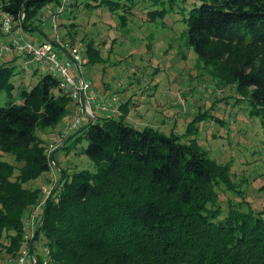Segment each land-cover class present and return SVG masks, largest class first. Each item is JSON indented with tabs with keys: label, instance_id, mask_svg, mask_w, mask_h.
<instances>
[{
	"label": "trees",
	"instance_id": "trees-1",
	"mask_svg": "<svg viewBox=\"0 0 264 264\" xmlns=\"http://www.w3.org/2000/svg\"><path fill=\"white\" fill-rule=\"evenodd\" d=\"M59 2L0 0V10L15 20V27L37 29L41 7ZM124 4L84 2L87 8L110 10L124 9ZM164 11L154 8L146 15L154 19ZM119 19L123 23V13ZM182 21L186 44L211 77L234 84L246 96L249 112L259 117L264 144V0H200ZM84 46L90 60L97 56L90 40ZM12 72V64L0 63V89L8 96ZM18 95L20 102L10 96L0 104V152L22 161L13 175V165L0 158V252L7 256L24 243L22 218L40 192L22 183L49 168L36 129L57 123L71 102L49 72L30 88L20 87ZM128 103H119L116 117L100 115L75 129L71 144L85 138L81 149L94 160L93 171L67 173L55 162L59 177L43 203L38 229L39 222L26 242L36 264L41 263L33 251L38 234L53 264H264V210L230 206L219 217L214 186L222 182L239 192L229 180L228 162L207 156L193 135L181 141L172 131L132 126L124 120ZM204 115H193L184 132L195 133L194 122Z\"/></svg>",
	"mask_w": 264,
	"mask_h": 264
},
{
	"label": "rangeland",
	"instance_id": "rangeland-1",
	"mask_svg": "<svg viewBox=\"0 0 264 264\" xmlns=\"http://www.w3.org/2000/svg\"><path fill=\"white\" fill-rule=\"evenodd\" d=\"M71 1L65 4L61 13L54 14L55 33L64 41L80 44L83 62L78 69L93 90L102 93L104 97H116L118 105L123 102L120 96L128 97L127 111L129 105H138L130 101H137L139 97L140 108L125 115L127 123L136 128L150 125L164 133L172 131L181 141H187L193 135L207 156L220 164L228 162L229 180L239 192L226 188L222 182L214 186L217 192L216 203L220 207L219 217L230 206L253 212L264 210V144L259 117L249 112L246 96L236 90L234 84H222L211 77L184 40L185 23L182 17L186 16L189 7L198 4L200 0H121L125 2L124 9L118 7L115 10L105 5L87 8L84 6L86 0ZM71 4L74 6L72 9L69 8ZM154 8H164L165 11L161 17L149 19L146 11ZM43 13L36 15L37 29L19 30V27H15V20L10 17V33H1L0 23V47L8 44L10 34L30 40L43 38V34L44 37H51L54 32L48 15L45 17ZM120 13H123V23L119 19ZM69 31L74 34L69 36ZM87 40L97 49V56L93 54L91 60L84 46ZM6 51H1L0 63L13 65V72L8 77L12 83L9 89L11 97L5 89H0V104L8 97L14 102H20L19 88H30L38 76L45 72L26 56L13 61L17 55L12 58L11 53L14 51ZM34 69L38 70L36 74ZM176 97L181 99L177 100ZM203 112L204 117L194 122L195 133L184 132L187 121L193 115ZM119 113L118 106V113L113 117ZM69 118L70 114L66 113L57 123L36 129L37 136L45 145L49 168L36 178L22 183L25 187L39 188V196L34 203L46 199L42 188L47 189L50 183L56 182L59 167L67 173L81 168L91 171L96 168L94 160L81 149L86 143L84 137L71 144L74 131L81 123L61 135L64 122L69 121ZM82 120L84 122L88 119ZM66 144L70 145L69 148L63 146ZM0 158L13 165V175L22 164V161L14 159L8 152H0ZM55 162L59 167H56ZM32 205H29L22 218L23 226ZM39 217L40 213L34 227ZM32 231L25 232L24 229L25 241L22 244H26ZM45 248L44 238L38 234V238L33 241V251L41 259H46ZM6 256L3 251L0 252V261ZM47 264L53 263L47 258Z\"/></svg>",
	"mask_w": 264,
	"mask_h": 264
},
{
	"label": "built area",
	"instance_id": "built-area-1",
	"mask_svg": "<svg viewBox=\"0 0 264 264\" xmlns=\"http://www.w3.org/2000/svg\"><path fill=\"white\" fill-rule=\"evenodd\" d=\"M67 0H60L59 4L52 10H48V19L51 23L53 35L48 39L30 40L21 35H11L8 44H2V50H13L16 55L26 56L29 61H33L41 66L45 72L54 74L59 85L65 90L74 104V112L69 121H65L63 132L76 128L82 119L92 120L98 115L113 116L118 113V101L114 96L104 97L102 93L93 90L90 82L81 77L79 67L83 62L80 53V44L78 42L64 41L55 33L56 18L54 14L63 11ZM22 18V13L19 19ZM2 33H10L11 19L10 15L1 10ZM19 30L20 27H19ZM27 61V60H25ZM177 100L181 97H176ZM86 117V118H85ZM50 161L53 164L52 159ZM54 184L42 188L48 195ZM45 195V197H47ZM45 200V198H44ZM44 200L37 201L32 205L28 216L24 219L25 232L33 230L34 222L40 213ZM32 233V232H31ZM1 264H36L35 254L32 253L26 244H22L14 256H6L2 259ZM6 262V263H5ZM40 264H47V258L41 259Z\"/></svg>",
	"mask_w": 264,
	"mask_h": 264
},
{
	"label": "crops",
	"instance_id": "crops-1",
	"mask_svg": "<svg viewBox=\"0 0 264 264\" xmlns=\"http://www.w3.org/2000/svg\"><path fill=\"white\" fill-rule=\"evenodd\" d=\"M72 1L71 0H67V2H66V5H67V3H71ZM49 7H50V9H49ZM55 7V5H53V4H51V3H48V4H44L42 7H41V9L39 10V12H44L43 14H44V16L46 17V15H48V10H52L53 8ZM74 6L71 4V6L69 7L70 9H72ZM44 17V18H45ZM2 33V32H1ZM42 39H45V37H44V34H43V38H40V39H37V40H42ZM6 52H9V51H6ZM12 55V58L14 57V55H16L15 53H11ZM19 59H22V56H20V55H17V57H15V58H13L12 60L14 61V60H19ZM12 61V62H13ZM21 62V61H20ZM37 68V67H36ZM28 70V69H27ZM37 70V69H36ZM35 69H34V73L36 74V72H38V70L36 71ZM31 71V70H30ZM79 72H80V75H81V71H80V69H79ZM120 99H122L123 101L124 100H127V98L128 97H119ZM140 100L141 99H139V97H138V99H137V101L135 100L134 101V99H132L130 102L132 103V101L134 102V103H132V104H135V103H138V105H134V106H131V105H129L128 106V111H127V114L126 115H128V113H130L131 112V110H133V109H138V108H140ZM144 100V99H143ZM73 111H74V104L73 103H71L70 102V105H68V112H67V114H70V118H71V116H72V114H73ZM69 118V119H70ZM63 128V127H62ZM69 133V132H68ZM62 134H66V133H64L63 132V129L61 130V135ZM57 138V137H56ZM58 146V145H57ZM6 263V262H5ZM0 264H1V262H0Z\"/></svg>",
	"mask_w": 264,
	"mask_h": 264
},
{
	"label": "water",
	"instance_id": "water-1",
	"mask_svg": "<svg viewBox=\"0 0 264 264\" xmlns=\"http://www.w3.org/2000/svg\"><path fill=\"white\" fill-rule=\"evenodd\" d=\"M39 224H40V222L37 224V226H36V230L38 229V227H39Z\"/></svg>",
	"mask_w": 264,
	"mask_h": 264
}]
</instances>
